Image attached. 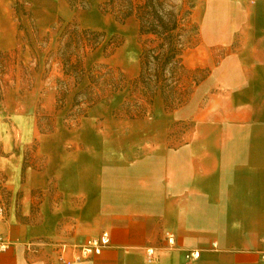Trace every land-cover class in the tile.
I'll return each instance as SVG.
<instances>
[{"label": "crops", "instance_id": "obj_1", "mask_svg": "<svg viewBox=\"0 0 264 264\" xmlns=\"http://www.w3.org/2000/svg\"><path fill=\"white\" fill-rule=\"evenodd\" d=\"M27 1L33 24L32 13L42 24H104L106 0ZM18 4L0 0V52L14 51L18 30L27 29ZM200 4L208 44L236 45L180 108L165 110L157 97L149 123L150 113L131 119L118 111L126 90L83 109L74 104L78 90L50 120L11 107L1 93L0 234L9 246L0 264H62L56 244H68L70 254L103 232L109 246L71 264H264V0ZM212 85L217 122L205 124L207 111L189 113V105ZM183 107L194 124L177 141L169 122ZM190 250L199 257L187 260Z\"/></svg>", "mask_w": 264, "mask_h": 264}, {"label": "rangeland", "instance_id": "obj_2", "mask_svg": "<svg viewBox=\"0 0 264 264\" xmlns=\"http://www.w3.org/2000/svg\"><path fill=\"white\" fill-rule=\"evenodd\" d=\"M108 1L109 0H106L104 2L107 3ZM132 1L137 3L140 0ZM183 1L185 0H173L176 4H180ZM18 2L20 4L17 5L18 16L21 17L23 13L28 18L27 29L25 31L18 30L16 49L11 52H5V54L0 56V89L1 92L4 93L5 99H8L11 103V107L14 105L15 108L21 111L37 109L40 113L43 112V118L47 117L50 120L54 117L56 112L67 105L66 101L69 100L75 92L78 90L81 91L86 87L89 82L88 76H90L89 68L92 66V64L90 66V62H106L113 68L119 67L128 79L137 75V56L139 54L140 43L137 37L136 24L132 19L124 22V24L113 21V18L115 19V17L112 11L120 15L121 11L126 8L127 3L123 0L116 1L111 4V6L105 7L108 12L101 11L99 5V10L103 15L102 19L104 20V24L103 27L97 29V31L105 32L106 37L101 46L95 50L96 52H89L86 55L87 57L89 56L87 59L85 58L86 56L82 58L84 72L83 74L79 73L78 76H82L79 82H76L78 79L77 76L74 75V72L64 71L62 63L64 57V54L62 53L64 49L63 44L66 38L71 35L69 33L71 29L66 35H64L63 26L66 21L58 18L54 22L47 20L42 24L40 20H36V17L34 16L35 14L32 13L35 21V24H33L28 15L29 12H32L30 1L18 0ZM82 6L84 5L82 4ZM87 7L88 6H84L85 9ZM201 13V4L199 1L193 11V19L198 22V24L196 23L198 26V33L193 44L186 50L183 56V61L189 69L195 70L196 68H199L202 70V72H200L201 70L198 72H192L193 79L195 77L200 78V76L207 73L209 69L214 68L216 63L222 59L226 53L233 50L234 45H236L234 44L228 47L209 45L206 40L208 37H204L200 29ZM72 21L78 22L76 19ZM36 24L39 27H36ZM111 36L120 39L121 45L110 57L104 59L101 48ZM86 37L90 38V36ZM84 38L81 45L86 44ZM107 47L109 49L110 45H107ZM89 48L90 43L89 45L84 46L83 49L79 50L78 53L82 55L83 51H86ZM66 54L67 53H65V56ZM74 59L75 55L72 54L71 60ZM194 80L191 79L192 84L194 83ZM81 81H83V84ZM209 89L197 91L195 98L189 105L191 106L189 113L205 109L208 115L206 119H204V123L215 124L217 122V107L215 99L219 88L212 85ZM76 104H79L82 109L85 108L87 106L85 97L79 95ZM156 105L157 103L152 106L148 118L143 119L145 121L144 123H149V121L155 117V109H157ZM208 106L210 107V111H208ZM161 108H163L162 105ZM185 111V107H183L178 111L179 113H177V116L173 114L177 119H173L169 122L174 128V137L177 141L180 139L182 140L184 131L194 124V122L186 120L185 117L180 115L182 114L184 116L186 113ZM164 113L168 115L169 112L165 111ZM163 119H165V117H163ZM179 120H181V122ZM1 200L2 196L0 195V201ZM2 202L4 201L2 200Z\"/></svg>", "mask_w": 264, "mask_h": 264}, {"label": "trees", "instance_id": "obj_3", "mask_svg": "<svg viewBox=\"0 0 264 264\" xmlns=\"http://www.w3.org/2000/svg\"><path fill=\"white\" fill-rule=\"evenodd\" d=\"M116 1L120 0H109L102 3L103 5L100 4L101 11L108 12L105 7ZM123 1L127 3L125 10L120 15L114 11L112 13L120 23L130 17L138 22V40L141 47L138 56L139 72L128 79L119 67L113 68L106 62L96 63L89 68V83L75 94L74 104L79 95L85 97L89 106L100 100L107 101L114 93L126 90V100L118 111L131 119L147 116L157 97L162 99L165 110L180 108L186 103L194 87L207 75L204 73L194 80L192 72L201 69L191 70L183 61L186 50L191 47L198 33L193 11L200 0H185L180 4L173 0H140L137 3L132 0ZM63 29L64 35L71 29V35L63 44L64 71L74 72L78 79L76 82H79L82 76L78 75L84 72L82 58L101 46L106 33L82 28L76 21L65 22ZM83 38L86 44L81 45ZM89 43L90 48L80 55L78 51ZM107 45H110L109 49ZM120 45L121 40L115 36L106 40L101 48L104 59L110 57ZM3 54L5 52H0V56ZM72 54L75 55L74 60H71ZM191 79L194 80L193 84ZM1 93L0 89V99Z\"/></svg>", "mask_w": 264, "mask_h": 264}, {"label": "built area", "instance_id": "obj_4", "mask_svg": "<svg viewBox=\"0 0 264 264\" xmlns=\"http://www.w3.org/2000/svg\"><path fill=\"white\" fill-rule=\"evenodd\" d=\"M4 205L0 203V217L3 218L4 216ZM167 240L168 243L171 244L173 242V236L170 233H167ZM110 244V234L108 232H103L99 237H93L85 240L82 244L75 246V250L73 253L68 254L67 250L69 248L68 244L59 243L56 244L54 247L56 249V257L58 262L62 264H71L74 262H79L81 260H85L90 258L93 255H99L104 248L109 246ZM9 241L4 239L0 235V251H4L8 248ZM32 247L29 246V248ZM153 251L149 249L147 254L151 259ZM199 257L198 250H190L186 253L187 260H194ZM262 260L264 261V249L261 255Z\"/></svg>", "mask_w": 264, "mask_h": 264}]
</instances>
